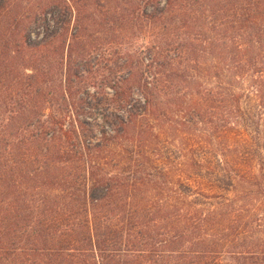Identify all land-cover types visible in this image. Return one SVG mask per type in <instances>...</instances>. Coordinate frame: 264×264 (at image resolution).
Segmentation results:
<instances>
[{
  "label": "trees",
  "instance_id": "16d2710c",
  "mask_svg": "<svg viewBox=\"0 0 264 264\" xmlns=\"http://www.w3.org/2000/svg\"><path fill=\"white\" fill-rule=\"evenodd\" d=\"M22 3L0 0V98L19 99L8 123L46 116L48 128L39 122V134L21 141L1 134L0 264H224L225 255L240 257L237 264H264V161L247 173L220 152L235 181L233 198L191 201L167 179V167L155 165L167 159L155 144L181 133L205 141L216 134L215 127L197 128L209 122L197 85L162 102L153 95L157 79L147 83L129 71L110 85L97 79L95 62L101 45L122 44L143 30L142 22H174V34L190 38V53L205 59L193 80L213 89L233 78L241 61L235 54L256 58L264 73V0H34L23 9ZM97 7L119 13L95 19ZM229 16L249 25L247 48L232 50L224 39ZM133 89L140 91L135 101ZM222 90L218 102L233 106L237 97ZM94 110H103L106 127L97 134ZM181 164L192 172L199 163Z\"/></svg>",
  "mask_w": 264,
  "mask_h": 264
},
{
  "label": "rangeland",
  "instance_id": "374dc122",
  "mask_svg": "<svg viewBox=\"0 0 264 264\" xmlns=\"http://www.w3.org/2000/svg\"><path fill=\"white\" fill-rule=\"evenodd\" d=\"M31 1L34 0H22L21 8L32 5ZM97 8L91 13L95 19L102 18L107 11L114 15L119 13L114 7L109 9ZM226 18L229 22V28L225 27V29L223 26L221 28L224 32V39L229 42L232 50L235 47L240 50L247 48L248 45L244 42H246L247 33H249V25L243 24V17L241 16ZM141 24H146L143 30L138 32L136 36L130 35L133 38H127L122 44L101 45L99 48L101 56L95 58V62L99 65L96 68L98 70L97 79L104 78L106 83L113 85V82L127 75L129 71L136 72L135 75L147 83L157 79V87L154 88L153 95L155 97L156 94L158 101L162 102L177 101L191 88L194 90L197 85V90L200 92L199 96H201L199 97L202 107L200 112L211 122H198L197 128L203 127L208 133L215 127L217 129L216 134L205 141L196 137V133L193 135L181 133L168 144L164 143L163 146L155 144V148L158 147V149L163 150L164 147L166 149L163 154L167 158L165 162L163 160L157 161L155 165H159L163 169L167 167L165 169L168 171L167 179L172 182L171 184L180 186L191 201L214 204L222 201V199L231 200L233 198L232 186L235 181L223 170L222 157L218 154L222 152L233 167L247 173L258 171L260 163L264 161V109L260 107V96L257 95L259 94L258 90H262V95H264V73L261 70L263 63L256 64V58L246 57L244 59L241 55L235 54L236 60H241L235 63L236 67L233 68V71L237 70V72L233 78L226 76L223 79L224 83L221 82V85H215L212 89L210 86L202 84L201 79L193 80V76L200 73L197 66L201 67L202 63L199 62H204L205 59L200 52L197 53L198 60L190 53L189 48L186 47L190 38L187 39L183 34L178 36L174 34L171 28L174 22L158 24L155 27H151L148 23L142 22ZM133 31L135 32V30ZM42 33L43 30L39 29L35 34ZM102 37L101 34H97L93 38L98 41L109 40V38ZM147 49L151 51L146 53ZM92 62H94L93 59ZM129 65L132 67L128 68ZM148 65L150 68L147 67ZM155 70L156 72L158 70L160 74L154 75ZM183 75L184 77H182ZM53 78L59 79L60 77L54 76ZM200 84L201 87L206 88L204 92L198 87ZM225 88L229 92L231 91L234 97H237V102L233 106L238 109H232L233 106H229L231 104L229 99L227 100L229 103L218 102L226 96V91L222 90ZM108 90L107 92L111 94V90ZM207 90L212 91L210 96L205 94ZM132 92L133 100L139 99L140 91L133 89ZM106 97L109 98V96ZM17 101L19 99L14 95L11 96V101L7 99L4 102L0 98V137L2 134L8 138L9 136L5 133L13 134L15 140L21 141V139L28 138L32 132L39 134V122L43 128H48L43 124L47 119L46 116H40V118L30 116L28 121L16 124L8 123L17 114ZM220 105L224 107L219 110L216 106ZM226 109V115L222 114L221 110ZM101 111L103 110H96L94 122L91 121L97 124L94 131L96 134L102 126L106 128L100 121ZM6 124L10 132L6 128ZM31 124L33 127H29ZM106 130L108 131V129ZM211 140L212 143H209ZM192 158L199 164L191 172V168H185L186 166L181 163ZM149 159L151 161V157ZM150 167L153 169L152 166ZM109 172L114 171L109 169ZM236 186L239 188L237 184ZM220 261L224 264H237L242 262V259L235 255L232 257L225 255L221 257Z\"/></svg>",
  "mask_w": 264,
  "mask_h": 264
}]
</instances>
